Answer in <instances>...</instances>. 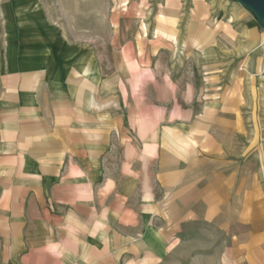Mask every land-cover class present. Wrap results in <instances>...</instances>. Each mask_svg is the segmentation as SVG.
Masks as SVG:
<instances>
[{"label": "rangeland", "instance_id": "rangeland-1", "mask_svg": "<svg viewBox=\"0 0 264 264\" xmlns=\"http://www.w3.org/2000/svg\"><path fill=\"white\" fill-rule=\"evenodd\" d=\"M197 2L214 25L196 16ZM263 42L264 21L235 0H0V222L5 211L9 221L26 217L27 227L50 217L55 239L73 231L77 249L102 230L108 264H254V255L264 264V73L252 59ZM91 69L100 136L110 137L71 140L76 130L68 129L62 140L60 126L75 116L66 95L60 105L48 99L61 128L49 133L60 141L32 142L43 133L17 105L34 97L9 92L22 86L14 75L79 73L80 135L91 137ZM108 79L116 87L105 96ZM235 108L246 133L224 158L247 163L244 183L239 167H212L217 156L199 141L183 157L155 134L160 121L178 120L174 110L202 125L205 115L215 124ZM62 109L65 121L55 113ZM187 133L171 134L188 141Z\"/></svg>", "mask_w": 264, "mask_h": 264}, {"label": "crops", "instance_id": "crops-1", "mask_svg": "<svg viewBox=\"0 0 264 264\" xmlns=\"http://www.w3.org/2000/svg\"><path fill=\"white\" fill-rule=\"evenodd\" d=\"M195 10L197 14L196 16H198L199 18H203V20L210 21L209 12L203 9V6L200 2H197ZM170 22L171 23L167 24L168 26H170V30L177 32L172 28L173 24L171 20ZM210 24L214 25L215 21H210ZM247 44L248 43L246 42V45ZM252 59L255 70L260 74L264 73V42L256 50L255 55ZM60 64L63 63L61 62ZM92 71L93 70L91 69L87 72L90 108H86L90 111L91 117L94 116L95 120V122L90 125L92 128L91 137H82L80 135V129L86 126L84 125V123H82L83 121H81V114L85 106V103L82 99L86 92L83 93V90H81L82 78L79 73L71 72L69 74H66L64 72H61L60 74H57L55 72H51V74L46 75L45 77H43V79L38 75H14L13 79H18L19 83L22 84V86L18 90L17 86H15L14 90L12 89L9 92L12 94H19L24 88H26L28 93L31 92L34 97L33 104H31L30 107L28 105L24 108L21 107L22 104L17 105V114L19 115V112L21 110V115H23L24 113L32 115V122H34L33 129L35 130V132L43 133L42 136H35L34 141L32 142L60 141L58 140V137H56V133L50 134L51 131L49 130H57L61 128L67 129V132H64L62 136V140H70V137H68V129L76 130L75 135L77 136V138L71 140L110 137L109 134L108 136L106 134L103 137L100 136L98 115L99 106L95 105L92 98L93 95L97 97L98 90L95 77L96 74H94V72ZM262 78L264 79V77ZM83 79V82H85L86 78ZM41 81L44 83L46 82V90L44 91H49V93L45 92V96H43L44 91H41L42 88H38V85L36 86V84H39ZM113 84L114 79H108L105 81V83L103 84V89H105V96L110 95L115 91L114 87L116 86H113ZM66 95L73 97L75 116L74 119H70V124L61 125V128H59L58 119L56 120V118L51 114V108L49 106L48 99L51 97L54 102L55 98H58V102L59 100H61V102L58 103V105H60L63 103L64 96ZM94 106H96V108ZM239 111V109L235 108L233 112L225 114L221 122L219 121L215 124L212 123V120L209 116L205 115L203 117L204 119L202 125H192L191 123H184L185 121L191 120V115L189 114V112H187L189 118L188 120L187 118L184 119L176 117L178 116V112L174 110L171 111V115L173 116L174 114L172 119L175 120V118H178V120L166 127L163 125L165 121H160L161 123H159L157 127L158 133L156 132L155 134H163L165 143H171L172 146L170 145V147H172L173 151L183 157H186V155L193 152H197L198 149L195 140L199 141V144H203V147L205 148L204 150L207 153L217 156L216 159H212V167H214L215 164L226 167H239L237 170L239 176L238 178L239 180L241 179V182L244 183L246 182L247 178L244 174L245 171L240 167L241 165H247V163H242L240 159L227 160L226 158H224L226 152L230 153L233 150L240 148L238 147L239 137L244 136V134L246 133V127L243 123V119H241L240 117L241 114L239 115ZM57 112L60 113V121L61 118L65 121L66 117L64 116V109H62L61 111L55 110V113ZM113 115L114 112H108L107 116L105 117V120H107L108 130L110 129V126H114L115 124ZM185 132H188L186 134L188 141H184L185 139H182L180 135L177 136L176 134H171ZM95 141H99V139L94 140V142ZM93 151V156L91 158L96 159L101 156L99 150L94 149ZM229 182L231 183L232 180L230 179ZM245 194H248L245 190L238 191L239 196ZM41 207V205H36V209L38 210H41ZM20 211H23V209H21ZM5 215L6 216L0 222V264H108V248L105 244V233L102 230L95 229L93 230L95 232L87 233L86 240L84 239L83 242H80V247L77 249V244L73 243V240H75V233H73V231L72 233H68L67 235L65 234L64 237L59 241L55 239L53 228L57 223L50 217L44 218L43 216H41V218H37L33 221V225L27 227V223L29 220L26 217L24 219H18V221H9V215H7V211H5ZM70 224L71 225L69 226V229L72 230V227L74 225L71 222ZM253 230H255V228ZM250 240L252 244L254 243L253 245L258 247L259 242L257 239ZM246 244H248L247 239ZM115 251L120 254L122 252L121 250L120 252L119 250ZM256 258L257 257L254 255L252 259L253 263L260 264L257 263L260 259Z\"/></svg>", "mask_w": 264, "mask_h": 264}, {"label": "water", "instance_id": "water-1", "mask_svg": "<svg viewBox=\"0 0 264 264\" xmlns=\"http://www.w3.org/2000/svg\"><path fill=\"white\" fill-rule=\"evenodd\" d=\"M239 2L242 6L249 8L258 21H264V0H235Z\"/></svg>", "mask_w": 264, "mask_h": 264}, {"label": "bare ground", "instance_id": "bare-ground-1", "mask_svg": "<svg viewBox=\"0 0 264 264\" xmlns=\"http://www.w3.org/2000/svg\"><path fill=\"white\" fill-rule=\"evenodd\" d=\"M162 36V34H160Z\"/></svg>", "mask_w": 264, "mask_h": 264}]
</instances>
